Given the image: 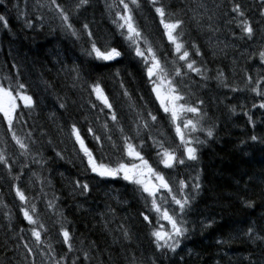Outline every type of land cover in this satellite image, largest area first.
<instances>
[{
    "label": "trees",
    "instance_id": "16d2710c",
    "mask_svg": "<svg viewBox=\"0 0 264 264\" xmlns=\"http://www.w3.org/2000/svg\"><path fill=\"white\" fill-rule=\"evenodd\" d=\"M57 2L71 29L50 0L0 2V16L8 24L5 28L0 21V84L23 83L20 91L33 98L29 108L17 97L11 131L0 113V264H264V240L255 239L264 237V0H137L138 6L124 0L143 33L137 43L147 63L125 38L126 28L118 26L123 21L117 13L125 14L120 0H87L78 9L79 0ZM237 4L242 17L232 11ZM157 7L164 8L166 22L182 21L174 33L184 46L180 53L165 35ZM243 20L254 30L251 39L239 26ZM93 42L101 51L114 47L121 55L98 59ZM148 46L167 73L157 77L166 87L172 80L183 97L179 102L197 113L173 122L164 112L147 75ZM185 50L199 73L179 59ZM97 85L111 108L98 98ZM188 120L197 124L195 130L184 127ZM73 127L96 161L111 168L142 162L128 155L131 144L164 176L171 193L159 188L149 196L122 172L98 176ZM187 147L196 149V160L187 158ZM165 151L184 164L165 167ZM173 196L189 199L183 213ZM21 209L36 223L30 224ZM165 209L188 230L174 252L158 249L152 235L161 228L172 231L163 219ZM63 230L69 232L71 251Z\"/></svg>",
    "mask_w": 264,
    "mask_h": 264
},
{
    "label": "snow or ice",
    "instance_id": "6c2138e0",
    "mask_svg": "<svg viewBox=\"0 0 264 264\" xmlns=\"http://www.w3.org/2000/svg\"><path fill=\"white\" fill-rule=\"evenodd\" d=\"M0 2H2V0H0ZM50 2L55 7V10L59 14V18L62 20L63 24H65L68 27V29H71L72 25L69 22V15L65 11L64 7L60 3H58L57 0H50ZM120 2H121V4H123L125 14L121 15L120 13H117V15L119 16V19L123 21V23L118 25V26L120 28H126L127 35L125 38L136 45V48H135L136 55L138 57H141L142 59H145V62L147 63V59L145 57V52L141 50L140 45L137 43V41L140 38H142L143 33L138 30V28L133 23V17L130 14H128L130 11L128 4L124 3V0H120ZM131 2L133 4H137V0H131ZM86 3H87V0H79V3L76 5V8L78 9L79 7H81L82 5H84ZM151 3L155 4L156 0H151ZM42 6L43 5H41V7ZM137 6H138V4H137ZM155 11L160 17V24L163 25V28L165 30V35H167L168 40L172 44L175 45L176 52L180 53L184 46H183V44L178 42L177 37L174 35V33H176L177 29L180 28L182 21L176 20L174 22H166L165 21L166 13H165V10L163 7H157L155 9ZM232 11L241 17L244 15L243 11L241 10V6L239 4L235 5L232 8ZM0 21L4 22L3 26L5 28L8 27L6 18L4 16H0ZM28 26H31V24H29ZM239 26L241 27L242 32L245 33L249 39H251L253 37L254 30H253L252 26L246 20L241 21ZM84 28L87 29L88 25L85 24ZM73 35H76L75 31H73ZM88 35L91 38L92 33L89 32ZM144 43L148 44V41L146 38H144ZM193 47H195V45H193ZM92 52L95 53V55L98 59H103L106 61L107 60H113L114 58L121 55V53L114 47L111 48L110 50L101 51V49L96 46L95 42H93V44H92ZM147 52L152 56L151 66H149L147 68V75H148L149 79L151 80V78L154 75H156L157 72L163 73L164 76H166L167 73L165 72V69L161 66L160 61L156 57V54L153 51L151 46H148ZM197 54H199V50H197ZM188 57H189V52L185 50L179 56V59L183 60L187 63V67L189 70L199 73L200 70L194 67L195 61H192L190 63L187 62ZM260 57H261V60L264 61V52L260 53ZM175 75L176 76L181 75V69L180 68L175 69ZM153 83H155V82H153ZM164 86H165V79L161 78L160 84L157 86H154L152 91L154 93H156V98L160 101V105L163 108L164 112L165 113H168V112L171 113V117H172L173 122L177 121L178 113L181 111H188V112H192V113L198 112V109L195 107H185V105H183V104L177 106V101L182 100L183 97L180 96L177 93V89L175 87H173V81L172 80H167V91H162ZM23 89H25V85L23 83H20V82H17V84L15 86H13L10 83L8 85V87H5L2 84H0V113H3L5 120H7V122H8L9 131L12 130L13 113L17 109V103H16L17 97L23 101L25 107L30 108L32 106L33 98L29 95L24 94L23 91H20ZM14 91H15V95L13 94ZM94 91L97 92L98 98H101L103 100L104 104L107 107L111 108V105L108 104L107 98L103 96L98 85L94 88ZM260 107L264 108V104H261ZM113 119H115V116H113ZM152 119L156 120V117L152 116ZM184 127L185 128L191 127L193 130H195L197 127V124L195 122H193L192 120H188L184 124ZM89 131H91V129H89ZM73 133L76 137L77 143H79V145H80L81 151L84 153V155L88 159L89 167L98 176H100V177H115L119 173L122 172L123 178L125 180L133 181L134 183L140 185L142 187L143 191L148 193L149 196L154 197L155 193L159 190V188H164V189L168 190L169 193H171V189L169 187V184L165 180L164 176H162L158 172H155L148 165V162L146 160H144L142 156H140V153L135 151L134 147L131 144L127 145L128 155L134 156V157L140 159L142 161L143 168H146L147 171L151 175L155 176L156 179L159 181L158 185L150 184L149 182H146L144 179H142L144 173L135 164L129 166V165H126L124 163H120V164H118V166L116 168H111L104 163L97 162L96 159L93 157L92 152L89 150L88 147L85 146L84 141L81 139V136L75 127H73ZM176 133L178 136H180L181 141L184 142L183 134H182L181 128L179 126L176 127ZM207 135L209 137L212 136L211 129L208 130ZM12 139L16 141V143L20 146V148H22V149L26 148V145L16 136L15 133H13ZM96 139L99 140V137H96ZM252 139L256 140L257 137L253 136ZM186 154H187V158L189 160H196L197 159L196 149L193 147H187L186 148ZM163 155H164L163 163H164L165 167L171 168L173 166V161H178L179 164H184V160L176 157L174 153H170V152L165 151ZM3 161H4V157L2 154H0V162H3ZM180 184H181V187L183 188L184 187V181H181ZM88 187L89 186L87 184H84L82 186L83 191L87 192ZM196 188H199V184L196 185ZM16 195L20 198L21 201H24L26 199L24 193L19 188H16ZM172 199H173L174 203L176 205H178L180 212L183 213L186 209V206L189 204V199L185 198L183 200H180V199H176L175 196H173ZM152 205H153V208L157 212L161 211V209L157 205L155 199H153ZM21 211L24 214V218L26 220H28V222L30 224L36 223V221L33 220V218L29 215L28 211H26L24 209H21ZM32 211H35L34 207H33ZM141 215H143V218L145 221H149V217L147 215H144L143 213ZM163 219L168 221V223L171 225L172 231L166 232V231H162V230H157V231H153L152 235L155 238L156 247L158 249L162 248V247H167L169 250L174 252L176 250V248L179 247V244H180L179 238L185 236V233L188 230L182 226L183 221H178L177 219H175L173 217V215H169V212L167 209L163 210ZM41 227H43V225H41ZM252 233H253V229L249 228L247 235H249L250 238H252ZM61 234L64 238L63 243L68 245L69 251H71L72 250V244H71L69 232L67 230H63L61 232ZM32 235L36 238V240L38 242L40 241L41 237H40V233L38 231L33 229ZM127 235H128V233L125 232L126 237H127ZM255 239L264 240V237L256 236ZM169 240H171L172 243H168ZM161 241H163L164 243H161ZM25 247H28V246L25 245ZM85 258H87V254H85Z\"/></svg>",
    "mask_w": 264,
    "mask_h": 264
},
{
    "label": "rangeland",
    "instance_id": "374dc122",
    "mask_svg": "<svg viewBox=\"0 0 264 264\" xmlns=\"http://www.w3.org/2000/svg\"><path fill=\"white\" fill-rule=\"evenodd\" d=\"M152 78H153V82H155V83H153V87H154V86H157V85L160 84L161 79H160L159 77H157V75H154ZM162 91H167V87H166V85L164 86V88L162 89ZM155 95H156V93H155ZM158 101H159V100H158ZM159 102H160V101H159ZM179 105H181V103H180L179 101H177V106H179ZM185 107H186V106H185ZM186 113H188V111H181V112L178 113V117H179V118H183V117L186 115ZM136 165H137L138 168L141 169V170L143 171V173H144L142 179H144L146 182H149L150 184H153V185H158V184H159V181L156 179V177L153 176V175H151V174L147 171L146 168H143L142 162H138ZM161 230H162V231H165L164 228H161ZM166 232H167V231H166Z\"/></svg>",
    "mask_w": 264,
    "mask_h": 264
}]
</instances>
